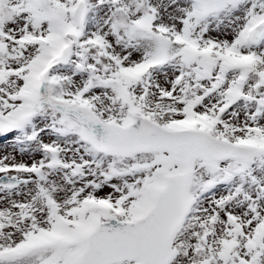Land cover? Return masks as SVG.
Instances as JSON below:
<instances>
[{"label": "snow or ice", "instance_id": "obj_1", "mask_svg": "<svg viewBox=\"0 0 264 264\" xmlns=\"http://www.w3.org/2000/svg\"><path fill=\"white\" fill-rule=\"evenodd\" d=\"M0 264H264V0H0Z\"/></svg>", "mask_w": 264, "mask_h": 264}]
</instances>
